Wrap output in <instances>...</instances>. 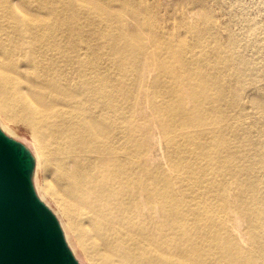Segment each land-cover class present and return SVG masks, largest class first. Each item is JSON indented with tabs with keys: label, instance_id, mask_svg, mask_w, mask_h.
<instances>
[{
	"label": "bare ground",
	"instance_id": "6f19581e",
	"mask_svg": "<svg viewBox=\"0 0 264 264\" xmlns=\"http://www.w3.org/2000/svg\"><path fill=\"white\" fill-rule=\"evenodd\" d=\"M166 2L0 0V120L87 263L264 264V38Z\"/></svg>",
	"mask_w": 264,
	"mask_h": 264
},
{
	"label": "water",
	"instance_id": "95a60500",
	"mask_svg": "<svg viewBox=\"0 0 264 264\" xmlns=\"http://www.w3.org/2000/svg\"><path fill=\"white\" fill-rule=\"evenodd\" d=\"M35 166L31 149L0 126V264H81L36 191Z\"/></svg>",
	"mask_w": 264,
	"mask_h": 264
},
{
	"label": "rangeland",
	"instance_id": "374dc122",
	"mask_svg": "<svg viewBox=\"0 0 264 264\" xmlns=\"http://www.w3.org/2000/svg\"><path fill=\"white\" fill-rule=\"evenodd\" d=\"M166 1H169V3L173 5L177 0H165V2ZM167 2L166 4H169ZM191 4L194 6L190 18L192 21L205 22L207 19H213L220 35L226 37L229 32H234L238 34L240 45L247 44L249 39L252 38V31L253 33H259L260 37L264 38V0H191ZM240 18L249 19L250 23L246 25V22L239 21ZM247 52L253 53V50L249 48ZM189 105H191V103H189ZM127 116H131L130 111L127 112ZM137 118V124H134L135 127L129 128L132 137H138L139 140H153L154 138L155 140L166 141L163 136V128L160 120L152 108L148 111H140ZM131 120L132 119H128L127 125L133 123ZM0 126L3 128L1 120ZM17 126L18 134L15 135L7 129L3 128V130L8 135H14L12 137L24 142L31 149L36 158L37 152L30 130L23 123H18ZM159 150L160 147L156 151L159 152ZM157 155L159 158H162L160 153ZM34 172L33 180L38 195L54 211L65 231V224L64 226L62 224L64 223V218L60 213L57 204L52 201L51 198H43V192L40 191L43 174L40 170L37 172V158ZM243 223L246 225L245 221H243ZM69 246L81 264H89L84 258L82 251L79 250L78 247H75L73 241L69 243Z\"/></svg>",
	"mask_w": 264,
	"mask_h": 264
}]
</instances>
